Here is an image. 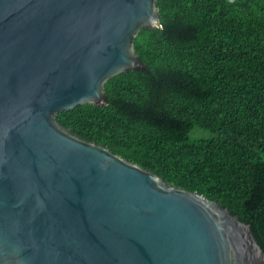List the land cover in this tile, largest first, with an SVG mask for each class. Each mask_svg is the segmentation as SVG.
Returning a JSON list of instances; mask_svg holds the SVG:
<instances>
[{"label":"water","instance_id":"water-1","mask_svg":"<svg viewBox=\"0 0 264 264\" xmlns=\"http://www.w3.org/2000/svg\"><path fill=\"white\" fill-rule=\"evenodd\" d=\"M155 0H0V264H264L251 226L55 114L147 67Z\"/></svg>","mask_w":264,"mask_h":264},{"label":"trees","instance_id":"trees-1","mask_svg":"<svg viewBox=\"0 0 264 264\" xmlns=\"http://www.w3.org/2000/svg\"><path fill=\"white\" fill-rule=\"evenodd\" d=\"M133 48L147 70L103 84L106 104L55 114L85 141L250 224L264 250V0H155Z\"/></svg>","mask_w":264,"mask_h":264}]
</instances>
